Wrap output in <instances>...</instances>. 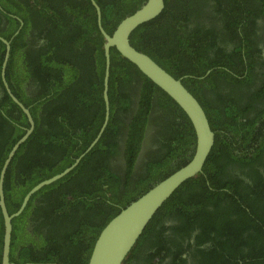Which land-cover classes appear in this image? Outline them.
<instances>
[{
    "label": "trees",
    "instance_id": "trees-1",
    "mask_svg": "<svg viewBox=\"0 0 264 264\" xmlns=\"http://www.w3.org/2000/svg\"><path fill=\"white\" fill-rule=\"evenodd\" d=\"M96 1L103 11L105 30L113 34L119 23L138 11L147 0ZM214 1L215 8L211 9V0H165L166 10L155 20L137 28L131 42L176 79L184 78L183 84L205 109L213 131L221 128L227 135L238 137L242 134L245 140L264 116V75L256 83L254 72V44L262 41L264 36L263 28H257L256 32L260 31V34L256 35L254 27L256 18L264 20V0H255L258 4L254 9L250 4L252 0ZM30 2L13 0L14 4L7 7L8 12L25 21L18 36L21 42H17L9 61L7 80L17 98L30 107L36 124L6 174L5 196L11 214L18 211L25 195L34 186L70 167L98 136L105 120V40L98 29L97 10L91 0H35L34 5ZM210 10L213 15L216 13L215 18L221 17L225 21L226 32L234 27L231 33L235 40L240 39L236 29L240 22L243 23L241 41L237 45L235 42L230 53L219 45L227 46L229 41L218 39L216 29L200 23L202 17H210ZM242 12L246 16H241ZM5 17L7 22L19 25L18 20ZM28 22L38 30L39 34L35 35L38 47L22 52ZM46 30L48 33L45 34ZM14 31L10 30V33ZM39 35H44V42L41 43ZM12 58L18 59V67L13 66ZM224 59L228 63H222ZM242 59L248 66L249 76L242 70ZM2 60L3 57L0 60V89L4 91V97L0 105L4 103L6 115L15 124L28 128L25 114L5 92L1 79ZM111 62V119L102 138L74 171L36 193L22 217L13 221L16 233L18 220L31 213L34 216L33 210L36 212L34 220L40 225H51L48 213L54 216L56 213L57 224L41 245L48 261L57 259L59 264H88L92 248L106 225L121 209L173 173L177 169L172 165L173 158L183 159L181 151L190 141L195 149L194 127L181 108L115 49L111 50ZM218 66L229 69L212 71ZM237 76L246 78L240 81ZM117 82L123 83L122 89L119 90ZM226 90L231 91L226 93ZM138 92L143 93L141 97L146 110L135 112L130 100ZM154 107L173 117L163 128L164 138L171 130L172 135L170 139L162 140L158 155L149 156L148 163L144 162L140 166L144 167L135 171L138 169L135 165L138 147L148 114ZM3 120L0 124V172L13 146L26 134L5 117ZM110 133L111 141L107 138ZM159 140L156 138L158 145ZM216 140L217 146L206 162L207 177L199 175L190 179L173 194L151 220L124 264H129L146 242L149 244L145 258L148 264L152 263L155 257L152 251L158 247L164 249L159 244L161 236L156 228L167 216L179 221L175 226L178 234L191 237L196 233L200 242L211 239L218 245L219 252L234 240L244 241L242 248H248L249 255L244 254L243 258L250 260L245 264H264L259 261L264 247L258 243V240L262 243L258 238L264 233L257 222L263 216L257 208L263 205L264 197H258L253 188L240 193L235 190L232 180L220 175L233 164L251 167L255 158L246 161L244 157L234 155L231 147L236 141L229 145L225 140L222 144L227 147L220 150V135ZM122 141L125 149L120 146ZM120 157L126 159V165L116 161ZM191 159L192 155L182 165ZM254 195L257 203H254ZM246 208L249 209L247 212ZM250 230L255 232L248 234ZM3 237L4 220L0 208V264ZM255 237L258 240L246 241V238ZM202 253L204 257L213 255L205 250ZM31 254L25 248L20 256Z\"/></svg>",
    "mask_w": 264,
    "mask_h": 264
},
{
    "label": "flooded vegetation",
    "instance_id": "flooded-vegetation-1",
    "mask_svg": "<svg viewBox=\"0 0 264 264\" xmlns=\"http://www.w3.org/2000/svg\"><path fill=\"white\" fill-rule=\"evenodd\" d=\"M11 1L12 2H10V0H0V60L3 57V60L1 63V72H2L3 63L5 61V56L7 54V44L4 42V40H6L10 44L11 50H10L9 61H11V55L12 53H14L15 47L18 46L17 42L19 43L21 42L18 36L21 35L22 33L21 31L25 27V21L21 17L17 16V14L8 12L7 7L14 4L13 0ZM30 1H31L30 2L31 4L33 5L35 4V0H30ZM17 2L19 3V0H17ZM22 4H24V1H22ZM250 4H251V7L254 9L255 5L258 4V2H256L255 0H252ZM210 5L212 6L210 8L214 9L216 2L214 0H211ZM252 13L254 14V10L252 11ZM244 14L246 16V13L244 12L241 13V16L244 17ZM5 15H8L10 18L14 20H18L19 25L7 22L8 20L6 19ZM208 15L210 17L209 18L202 17V20H200V23L207 25L208 28L216 29L218 39L228 40L229 44L227 46L225 44H219V43L218 44L220 45V47L225 48L227 53H230L231 51H233V48L235 47V42L237 45L241 41L242 28L244 27L243 23L240 22L236 29L240 39L236 38L235 40V38L233 39L232 37L233 33L226 32L225 26H224L225 21L221 17L219 19L215 18L214 16L216 15V13L215 15H213V10L208 11ZM252 17L255 18L254 16ZM255 23L256 25L254 27V33L256 35L257 34L259 35L260 31L256 32V29L257 28L264 29V20H260L256 18ZM28 25H29L27 27L28 33L25 34V37H27L26 43H25V47L22 49V52L26 51L27 48L38 47V42H36L35 40V35L39 34L38 30L35 29L32 22H28ZM194 25L195 24H192L191 27H194ZM13 29H15V31L13 33H10V30H13ZM19 30L20 32L19 34H17ZM232 30H235L234 27H232ZM218 32H220V34H218ZM46 33H48V30L45 31V34ZM43 37L44 35H39V38H40L39 40L41 41V43L44 42ZM242 44L243 43H241V45ZM254 47H255L254 49H255V59H256L255 69H254V72H256L255 82L258 83L260 81V78L264 75V36H263L262 41H259L257 44H254ZM222 63H228V61L224 59ZM18 64H19L18 59H14L13 66L18 67L19 66ZM8 67H9V63H8ZM8 67H7V70H8ZM221 68L225 70L229 69L226 67L224 68L222 66H218V67L213 68L212 71H216ZM242 70H245L247 76H249L248 66L243 61V59H242ZM237 77L241 79L240 81H243L246 78V76L244 77L237 76ZM117 85H118L119 90L123 88V83L117 82ZM133 85H136V84L134 83ZM225 89H229V88H224L223 90ZM230 91L231 90H226V93H229ZM5 92L7 93V95H9L6 89H5ZM108 95H109V104H110V117H109V122H108V125H109L110 119H111V84L110 83H109V88H108ZM103 96H104V90H103ZM141 96H143V93L138 92V94L131 97L130 101L133 105V109L135 112L137 111L140 112L143 108H145L144 106L145 103L142 102ZM3 97H4V91L0 89V103ZM4 106H5L4 103L0 105V124L4 121L3 118L5 117L6 120H8L9 122L11 121L14 125L19 126L23 130H25L26 129L25 126H20L18 124H15L6 115V112L4 111V108H3ZM144 110H146V108ZM105 115H106V104H105ZM164 115L165 114H163L161 111L160 112L157 111L156 107L152 108L151 111L149 112L148 122L145 127L146 129L143 131V139L137 151L138 157H137V161L135 165L137 166L138 169H136L135 171L139 170L140 168H143L144 166L143 167H140V166L144 162L148 163L149 156L158 155L160 145L162 146V140H168L171 138L172 130L164 138L163 135L165 133L164 132L165 129L163 128H166V123L168 122L169 119H173V117L167 116V115L164 116ZM157 121H158V125H155ZM258 122L255 125V128L253 129V134L248 135L247 139L245 140H243L242 134L238 137H235L234 134L227 135L226 131L221 128L214 131L216 134L215 143H214V146L209 156H211L214 147L217 146V140H216L217 135H220V141H221L220 150L227 147L226 145L222 144L225 140L229 145L233 141H236V143L233 142L234 146L231 147V151H233L234 155H237L241 158L244 157V160L246 161L255 158V161L251 167L246 166L245 168L242 166L238 167L236 164L230 165L228 166L226 170H224V172H221L220 175L223 177H227L229 180H232L234 184L236 185V187H234L236 191L243 193L244 191H247L248 188L249 190L253 188L254 192L255 191L258 192V197L259 196L264 197V116L260 118ZM134 125L135 127L139 126L136 124ZM88 128L91 129L90 127ZM157 130H158L159 137H157ZM254 136H256L257 140L254 138ZM184 137L187 138L186 133H184ZM107 138L109 141H111V133L108 134ZM156 138L160 139L159 145H158V142L156 141ZM244 141H248V142L243 143ZM242 143L245 146L242 145L241 147H239ZM120 146L122 149L126 148V145L123 141L120 143ZM186 146L187 148L181 151V156L183 159H181L178 156L173 158L172 165L174 166V168H177V169H174L172 172H175L176 170L183 167L182 164L184 161L187 160L188 157H190L191 155L193 157L195 149H196V142H195V149L192 147L193 146L192 141H190L189 144H187ZM219 153L220 152L216 154V157L218 156ZM256 154L258 155L256 156ZM116 161L117 162L120 161L119 162L120 164L126 165V159L124 157H120L116 159ZM205 168H206V163L204 165L203 172L198 174L194 178L199 177V175H203L207 177L205 173ZM215 169L219 170V167L216 166ZM239 181H242V183L237 184L236 182H239ZM254 197H255L254 203H257L256 196L254 195ZM35 199H34L35 201L33 200L34 204L37 203V198ZM257 209L261 210V212L263 213L262 217H260L259 219L257 218L256 219H257V222L262 225V227L260 226V229L264 233V203L263 205H258ZM247 210L249 209L246 208V212ZM33 212L35 216L36 215L35 210H33ZM48 214H50L51 225L50 224L40 225L38 222H35L34 216L32 215V213L18 220V222L16 223V227L18 231H16V233L14 232V225H13L12 245H11L12 254H10L11 264H59V261L57 259L50 260V261L46 260L47 257L45 256L44 252H42L41 250V245L43 243L42 241L45 240V238H48V235H49L48 233L52 230L53 225L57 224V219L55 218V216H57L56 213H55V216L53 213H48ZM249 215H252V212H250ZM177 224H179V221L174 220L173 217L171 216L170 217L167 216L162 219L159 227L156 228L158 234H160L161 236V238L159 239V242H160L159 244L164 249L161 250L158 247L156 251L155 250L152 251V252H155L153 254L155 257L151 264H245L246 262H250V260L243 258L244 254L249 255V249L242 248V245L245 243L244 241L239 242V241L234 240L232 243H230L231 244L230 246H228L225 250H222L221 252H219L218 245L216 244V242H214L211 239L206 240L204 242H200L196 237L198 235L196 233H193L191 237H189L187 234H181V233L178 234V231H176V227H175ZM54 228L57 230L58 226H54ZM252 232H255V230L247 231L248 234ZM259 236L261 237L258 239H262L263 244L259 242L257 237L252 238V239L246 238V241L258 240L259 245L264 247V234L263 235L261 234ZM14 237H15V241H14ZM3 243H4V237H3ZM148 244L149 243L146 242L143 245V249L131 260L129 264H148L145 258L146 253H147L146 249H147ZM25 248L29 249L30 253H32L28 257H26L25 255L20 256L21 251H23ZM93 249L94 247L92 248V250ZM204 250L210 252V254H213V255L204 257V254L202 253ZM2 251H3V246H2ZM92 252L89 256V261H90ZM2 255H1V261H2ZM262 255L263 256L259 258L261 259L259 261L264 263V250L262 251ZM32 256L37 257L35 258L36 260ZM147 257L150 258L151 256H147ZM89 261H88V264H89Z\"/></svg>",
    "mask_w": 264,
    "mask_h": 264
},
{
    "label": "water",
    "instance_id": "water-1",
    "mask_svg": "<svg viewBox=\"0 0 264 264\" xmlns=\"http://www.w3.org/2000/svg\"><path fill=\"white\" fill-rule=\"evenodd\" d=\"M97 10V26L102 34L104 54L106 59L104 100L106 104L105 121L95 140L75 162L63 172L56 174L34 186L24 197L21 207L11 214L5 197L6 174L20 147L30 138L35 130V120L25 104L13 93L7 80V67L10 58V44H7V54L3 63L1 79L12 101L25 114L29 127L25 129L22 138L16 142L8 154L0 172V208L4 220V243L1 264H11L10 254L13 234V221L21 216L32 197L43 188L50 186L69 175L77 165L92 151L102 138L110 117L109 81L111 75V50L115 49L124 59L128 60L148 78L153 84L165 92L185 113L196 135V149L192 159L165 179L159 181L147 192L127 205L106 225L94 245L89 264H124L134 250L135 245L143 235L151 220L173 194L188 180L203 172L204 165L214 146L216 134L212 130L208 115L198 99L183 84L184 78L176 79L160 64L146 53L133 46L131 37L140 26L158 18L166 10L165 0H147L134 14L123 19L113 34L107 33L102 20V10L96 0H91ZM20 30L17 32L19 34ZM210 74V71L208 72ZM207 74V75H208Z\"/></svg>",
    "mask_w": 264,
    "mask_h": 264
},
{
    "label": "rangeland",
    "instance_id": "rangeland-1",
    "mask_svg": "<svg viewBox=\"0 0 264 264\" xmlns=\"http://www.w3.org/2000/svg\"><path fill=\"white\" fill-rule=\"evenodd\" d=\"M232 30H228L227 33H231Z\"/></svg>",
    "mask_w": 264,
    "mask_h": 264
},
{
    "label": "clouds",
    "instance_id": "clouds-1",
    "mask_svg": "<svg viewBox=\"0 0 264 264\" xmlns=\"http://www.w3.org/2000/svg\"><path fill=\"white\" fill-rule=\"evenodd\" d=\"M105 67H106V62H105ZM111 76V75H110ZM109 83H110V81H109ZM20 100V99H19ZM197 142V141H196ZM186 165V164H185Z\"/></svg>",
    "mask_w": 264,
    "mask_h": 264
}]
</instances>
